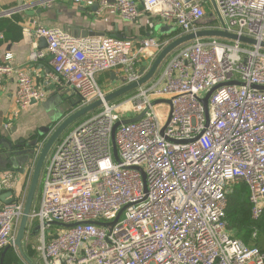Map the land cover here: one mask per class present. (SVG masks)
<instances>
[{
  "label": "built area",
  "instance_id": "built-area-1",
  "mask_svg": "<svg viewBox=\"0 0 264 264\" xmlns=\"http://www.w3.org/2000/svg\"><path fill=\"white\" fill-rule=\"evenodd\" d=\"M73 1L96 2L98 14L108 4ZM212 2L213 15L207 0H114L125 22L147 17L150 28L172 24L177 34L166 38L23 29L45 40L50 78L76 98L74 109L101 102L48 152L26 226V236L37 230L44 264H264V251L235 238L225 213L227 196L240 182L253 220L264 210V89L255 87L264 86V48L195 37L175 48L148 82L105 101L139 80V68H149L175 38L212 29L264 41V0ZM19 9L0 6V18ZM44 56L32 48L28 60ZM104 72L119 78V87L105 91L97 81ZM9 75L18 109L45 98L8 55L0 82ZM214 87L206 114L201 100ZM29 180L13 202L0 206V253L14 240ZM1 185L12 189L14 181L9 176Z\"/></svg>",
  "mask_w": 264,
  "mask_h": 264
},
{
  "label": "crops",
  "instance_id": "crops-1",
  "mask_svg": "<svg viewBox=\"0 0 264 264\" xmlns=\"http://www.w3.org/2000/svg\"><path fill=\"white\" fill-rule=\"evenodd\" d=\"M107 2V6L98 14L99 6L96 2L80 5L74 3L73 0H0V6L3 8H20L14 15L0 18V63L5 61V58L9 55L13 67L26 69L33 77L35 84L46 92L43 100L32 102L27 108L18 109L14 104L15 77L9 75L2 78L0 82V128L6 126L15 129L12 130L11 139L26 138L35 132L37 128L47 125L49 119L43 112L45 105L62 103V118L65 113L74 110L73 105L77 101L75 97L61 102L46 99L47 96L59 89L50 78L52 70L50 55L46 52V42L43 38L37 37L32 31L29 35H25L24 28L32 29L35 25L58 27L76 36H80L81 32L86 30L90 33V36L115 35L136 41L148 35L166 38V34L176 31L172 24L162 21L154 22V28H150L148 25L150 20L147 17L139 18L134 22H125L114 7V0H107ZM207 4L211 14L215 8L214 4L212 0H207ZM212 15L209 16L208 20L212 19ZM163 26L168 28L165 33L160 31ZM32 48L44 51L45 56L36 62H30L28 55ZM97 81L105 91L117 88L120 84V79L112 72L101 73L98 75ZM62 89L68 92L65 87H62ZM69 96L71 95L69 94ZM67 129L58 139L68 132ZM34 156H30L29 161L23 165L22 172L7 170V168L0 171V191L9 189L2 188L1 185L3 179L9 176L14 181V186L11 189L14 194L27 185L29 174L31 173V180L33 173V168L30 173L29 168L34 167L37 160ZM46 158L40 172L35 195L39 192ZM4 161L0 158V166H4ZM2 196L3 198H1ZM35 198L31 207L37 205ZM3 199L5 197L2 193L0 194V206L5 202ZM37 244V230H29L24 241H22V250L26 259L29 260L26 261L30 264H44L36 250ZM11 250L18 260L17 263H21L22 259L25 260L17 248L13 247Z\"/></svg>",
  "mask_w": 264,
  "mask_h": 264
},
{
  "label": "water",
  "instance_id": "water-1",
  "mask_svg": "<svg viewBox=\"0 0 264 264\" xmlns=\"http://www.w3.org/2000/svg\"><path fill=\"white\" fill-rule=\"evenodd\" d=\"M167 26H163L160 28V31L167 32ZM103 35V34H101ZM81 37L90 36V33L82 31L80 34ZM203 36H213V37H220V38H227L231 40L239 41L243 44H248L252 46H260L264 48V41H257L254 38H250L243 35H237L234 33H229L225 30H200L196 33H190L178 38H175L171 42H169L154 58L152 63L150 64L149 68L140 67L139 74L142 75L139 80L121 86L110 92L105 96V101H111L118 97H121L128 92L135 90L138 86L145 84L148 82L158 71L161 63L164 59L178 46L181 44L194 39L195 37H203ZM121 37V36H117ZM237 83V82H232ZM238 84V83H237ZM259 89H264V86H255ZM215 89H210L205 96L202 98L201 102L203 104L205 113L207 114V102L209 95ZM101 102L95 101L85 107L70 110L69 112L65 113L64 117L61 118V111H62V103L58 104H48L44 107V114L48 117L49 122L48 124L41 126L35 130V132L31 133L26 138H18V139H11L10 135L12 134V130L6 126L0 128V158L1 160H5L4 166H0V171H3L7 168V170H15L18 172L23 171V165H25L28 161L30 156H34L36 163L33 167V173L31 176V180L29 183V188L26 194V200L22 212L21 219L19 221L18 227L16 229L14 240L6 246L0 253V264H3V259L6 254V251L9 248H17L23 258L26 259V256L22 250V241H24L26 236V226L28 215L32 206V202L35 197V193L38 186L40 172L44 163V160L51 149L52 145L58 139V137L75 121L83 117L84 115L92 112L96 107H98ZM132 120H124L123 122H129ZM119 125V122H116L113 126L112 137L115 131V128ZM2 126V125H1ZM113 154L114 157L117 159V152L116 148L113 144ZM4 194L5 204L11 203L14 200V192L11 189L2 190L0 194ZM3 198V196L1 197ZM98 224L97 222H95ZM29 261V260H28Z\"/></svg>",
  "mask_w": 264,
  "mask_h": 264
},
{
  "label": "trees",
  "instance_id": "trees-1",
  "mask_svg": "<svg viewBox=\"0 0 264 264\" xmlns=\"http://www.w3.org/2000/svg\"><path fill=\"white\" fill-rule=\"evenodd\" d=\"M176 34L177 31L166 35L172 37ZM76 106L77 104L74 103L73 107ZM225 213L226 219L229 222L230 231L235 238L242 240L247 245H255L264 251V210L258 220H253L250 215L248 191L242 182L236 184L233 191L227 196ZM17 261L11 248H9L4 256L3 264H17Z\"/></svg>",
  "mask_w": 264,
  "mask_h": 264
},
{
  "label": "rangeland",
  "instance_id": "rangeland-1",
  "mask_svg": "<svg viewBox=\"0 0 264 264\" xmlns=\"http://www.w3.org/2000/svg\"><path fill=\"white\" fill-rule=\"evenodd\" d=\"M171 30V29H170ZM63 91V92H62ZM68 94V98L66 96V94ZM70 97V98H69ZM49 98V101H58L61 102L66 101V99H72L73 97L69 96L68 92H65L62 88H59L57 91L53 92L52 94H50L49 96H47L46 99ZM87 114L84 115L83 117H81L80 119H78L76 122H74L68 129L67 131H69L72 127H74L77 123H79L82 119L86 118Z\"/></svg>",
  "mask_w": 264,
  "mask_h": 264
}]
</instances>
